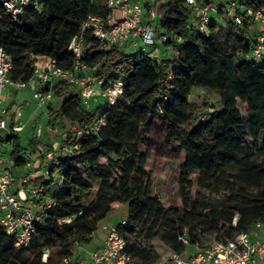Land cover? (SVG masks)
I'll return each mask as SVG.
<instances>
[{
  "label": "trees",
  "instance_id": "16d2710c",
  "mask_svg": "<svg viewBox=\"0 0 264 264\" xmlns=\"http://www.w3.org/2000/svg\"><path fill=\"white\" fill-rule=\"evenodd\" d=\"M61 1V9L49 0L40 12L26 9L19 20L0 7V47L13 60L11 77L16 81H32L33 57L53 58L71 69L75 63L68 52L71 40L90 14H103L106 0ZM205 1L215 5L214 0ZM238 1L243 8L264 9V0ZM159 13L162 30L169 36L161 45L159 61L119 47L106 49L87 33L84 61L92 72L122 81L123 97L114 106L99 102L86 106L65 83L56 87L55 96L62 102L55 113L64 128L68 122L85 128L100 116L107 124L98 134L81 139L79 154L60 158L49 180L36 181L45 187L39 202L50 197L57 205L44 214L30 247L18 249L0 228V264H62L74 257L77 246L92 243L99 223L124 204L129 226H137L123 230L136 264L161 259L152 244L155 240L171 253L187 256L198 246L205 248L202 231L216 235V241H227L264 223V57L246 59L256 45L255 23L245 17L237 24L227 6L220 4L217 14L231 26L230 42L224 46L213 16L208 35L191 34L194 14L186 0H169ZM169 48L179 54H169ZM196 87L219 94L223 109L203 120L190 102ZM157 135L161 144L153 140ZM8 142L12 149L5 146L3 153H9L17 166L42 154L34 139L30 149L20 144L18 135ZM165 146L181 158L176 206L163 204L149 175L155 150ZM57 172L63 176L61 186L54 185ZM199 190H226L227 195L212 202Z\"/></svg>",
  "mask_w": 264,
  "mask_h": 264
},
{
  "label": "built area",
  "instance_id": "2783aa9c",
  "mask_svg": "<svg viewBox=\"0 0 264 264\" xmlns=\"http://www.w3.org/2000/svg\"><path fill=\"white\" fill-rule=\"evenodd\" d=\"M49 0H0L2 7L13 19L19 20L32 9L40 12ZM168 0H106L101 8L103 14L92 13L84 22L79 35L74 37L68 47V52L75 59L71 69L59 66L56 59L48 57H33L35 64L34 77L30 83L16 81L11 77L13 60L4 48L0 47V138L2 133L8 135L21 134L25 124L20 117L5 102V93L12 89L21 92L31 84L35 86L33 98L38 108H45L55 100V90L59 83H65L78 94L86 106L98 103L101 99L108 106L116 105L123 97L122 81L113 80L107 73H95L88 67L86 58V35L91 36L106 46V49L119 47L127 51L133 49L134 54L145 55L156 61L162 57L160 46L169 40L160 25H155L160 16L159 10ZM186 5L193 11L189 24L192 35H208L210 33L212 14L217 13L215 5H209L205 0H186ZM229 16L237 24H242L248 17L255 24H261L262 30L256 35V45L251 54L246 56L249 61H259L264 57V9L243 8L238 0H230L227 6ZM179 41L181 38L178 39ZM179 52L169 48V54ZM14 115V119L13 116ZM107 124L105 116L97 117L85 128L75 122H70V128H64L60 119H49L48 127L38 125L35 138L41 156L47 161L46 180L50 179L51 168L59 164L60 158L79 154L81 139L88 135L98 134ZM58 132L56 146L48 148V143L41 138L46 132ZM0 145V228L12 238L18 249L30 247L39 229L46 211L56 207L57 202L48 198L39 202L45 193V187L34 184L32 173L23 176L13 175L9 167L1 160L5 156ZM5 158H7L5 156ZM9 159V157H8ZM10 161V160H7ZM9 163V162H8ZM54 185L61 186L63 176L55 173ZM71 222V220H61ZM258 223L257 226H260ZM129 226L127 218L107 227L108 234L102 247L90 254L92 264H136V260L127 250V240L123 230ZM188 244V241L181 238ZM49 252L44 255L47 262ZM67 261V260H65ZM264 242L256 244L249 233H240L234 239L215 241L211 246L197 247L187 256L172 252L165 260L155 264H263Z\"/></svg>",
  "mask_w": 264,
  "mask_h": 264
},
{
  "label": "rangeland",
  "instance_id": "374dc122",
  "mask_svg": "<svg viewBox=\"0 0 264 264\" xmlns=\"http://www.w3.org/2000/svg\"><path fill=\"white\" fill-rule=\"evenodd\" d=\"M55 1L58 7L61 9L62 1L61 0H55ZM215 21L221 27L220 38H221L223 45L228 46L230 42L231 26L229 24L222 23L220 16L216 17ZM160 22H161V16L158 17L155 25H160ZM253 34L254 33L252 32V35ZM160 50L162 51L161 46H160ZM127 52L132 53L133 49H128ZM21 92H22V95L24 94L27 95L26 93L29 92V89L23 90ZM190 102L195 104L203 120H207L208 117L211 115V113L215 111H221L223 109V102L221 100V96L217 93L210 92L202 87L194 88L193 93L190 97ZM31 103H32V100L27 97V105H28L27 108L26 107L20 108L14 105L12 107V111L14 112L15 116L21 117L24 122H27L29 119V114H30L28 107H33L30 105ZM105 103L106 101L101 99L98 104H105ZM98 104H95L93 106V109H95ZM53 117H54V120L58 118L56 113L53 115ZM37 118L41 125H43L45 128L48 127L49 119L47 116L38 114ZM32 134H30L29 137H32ZM58 134H59L58 132H54V131L48 132L47 131L44 134V136L41 138L42 139L41 141L46 142L50 145L56 146L57 145L56 141L59 136ZM157 134L159 135V133ZM158 135L154 136L153 140L158 141V143L161 144V139L158 138ZM18 137L20 140V144L23 147L30 149L29 139H27L29 138L27 137V132L18 134ZM37 143H35L36 147H38ZM164 145H167V144L164 143ZM152 147L155 148L154 145ZM7 149L11 150L12 145H9ZM3 150L5 151L4 148ZM156 152L157 151L155 150L156 157L153 158V161L149 167V175L154 181L155 192L159 196V198L161 199L164 205L176 206L180 202L178 170H179V164L181 162V158L177 156V153L168 146H165L164 148H160V152H157V153ZM4 154L7 157L9 153L5 152ZM199 191L202 193V197L212 202L219 201L223 199L225 195H227L226 190H221L218 193L211 192L209 190H199ZM110 218H112L116 223H119V221L122 218H128V205L124 204L120 207L113 209L112 212H110L109 215L107 216V220ZM129 228H137V226L134 224H130ZM200 238H201L202 245L204 247H209L216 241L217 236L210 234L208 232L202 231L200 234ZM142 243L144 245L146 244L145 241H143ZM152 244L157 249V251L160 253L161 255L160 260H165L170 255L171 253L170 249L166 247L163 243H161L159 240H155Z\"/></svg>",
  "mask_w": 264,
  "mask_h": 264
},
{
  "label": "crops",
  "instance_id": "0c3cea01",
  "mask_svg": "<svg viewBox=\"0 0 264 264\" xmlns=\"http://www.w3.org/2000/svg\"><path fill=\"white\" fill-rule=\"evenodd\" d=\"M229 1L230 0H214L217 9L220 4L228 6ZM212 16L213 18H216L219 15L217 13H213ZM252 29H253L252 32L256 36L262 30V25L257 23L254 25ZM31 85L27 88L29 89V92L26 93L27 95L25 94L22 95V92H17L15 90L10 89L5 93L4 98H5L6 104L9 106L11 110L14 105L20 108H25V107L27 108L28 106L27 97L32 100V103L30 105L33 107H28L29 113H30L28 121L24 122L21 117H20V120L25 124V129L22 133L27 132V137H29L30 134L33 133L32 137H29L27 139H29V142L31 139H34L35 142L37 143V139L35 138V131H36V127L40 125L37 115L42 114L44 116H47L48 119L50 118L54 119L53 115L55 114V112L59 111L61 107V103H60L61 100L55 96V100L51 104H49L47 107L38 108L33 98V92L35 90V86L33 84ZM50 106L53 107V110L50 109ZM12 117L13 119L15 118L14 115ZM65 124H64L65 126L70 128L69 122ZM14 135H18V134L8 135L6 133H2L1 138H0V145L2 149L5 146L7 147L11 145V143L8 141H9V138L13 137ZM1 160L3 163H6V165L4 164V166L9 167L10 168L9 171L13 175L20 177L25 174L32 173L34 177V184H36V181L38 179L46 180L45 170L47 169L48 163L41 155H38L33 158H26L25 163H23V165L21 166H17L12 159L5 158V156H2ZM7 160H10V161H7ZM48 198L50 197H47L46 199ZM114 224H116V222L112 218L108 220L106 218L105 220L100 222L98 225V230L95 232L93 236L92 243L88 245L77 246L74 257L71 259H68L67 261H64L62 264H92L91 259H90L91 252L104 245L105 239L108 234L107 227H109L110 225H114ZM249 234L254 243L256 244L263 243L264 242V223H261L260 226L256 225Z\"/></svg>",
  "mask_w": 264,
  "mask_h": 264
}]
</instances>
